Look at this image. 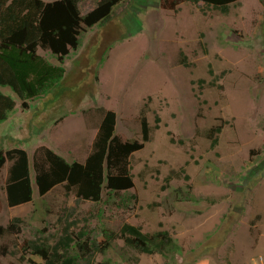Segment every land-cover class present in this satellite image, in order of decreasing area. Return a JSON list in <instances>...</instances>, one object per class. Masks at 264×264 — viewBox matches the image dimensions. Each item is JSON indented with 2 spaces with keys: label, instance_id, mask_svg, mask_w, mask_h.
Wrapping results in <instances>:
<instances>
[{
  "label": "rangeland",
  "instance_id": "obj_1",
  "mask_svg": "<svg viewBox=\"0 0 264 264\" xmlns=\"http://www.w3.org/2000/svg\"><path fill=\"white\" fill-rule=\"evenodd\" d=\"M157 3L122 0L69 54L73 84L31 100L28 109L16 96L15 111L0 124V148L28 151L34 198L8 205L7 160L0 224L20 217L21 231L0 239L2 264H44L24 249L25 240L54 243L69 223L98 243L129 223L167 230L179 246L168 256L148 254L118 236L105 253L91 250L79 264H264V4L239 0L223 12L204 2H182L177 10ZM96 6L79 0L82 15ZM106 110L116 112L123 140L142 141L141 119H148L150 140L130 157L134 187L105 188L100 201L62 185L40 195L36 149L84 162ZM215 126L221 130L212 133Z\"/></svg>",
  "mask_w": 264,
  "mask_h": 264
},
{
  "label": "trees",
  "instance_id": "obj_2",
  "mask_svg": "<svg viewBox=\"0 0 264 264\" xmlns=\"http://www.w3.org/2000/svg\"><path fill=\"white\" fill-rule=\"evenodd\" d=\"M121 1L97 0L96 8L82 15L79 0H0V124L10 119L18 99L28 109L31 100L45 96L53 89L60 91L62 86L73 84L65 66L69 54L80 47L82 36L88 28L96 24L105 25L111 20L114 6ZM238 1L159 0L157 4L165 9L177 10L182 2H204L228 12L229 6ZM260 1L264 4V0ZM40 49L48 52L55 61L40 53ZM4 88H9L15 96L5 92ZM116 124V112L106 110L84 162H69L48 146L37 148L32 163L39 194L45 195L62 185L66 192H74L82 200L100 201L105 188L119 192L134 187L130 157L150 140L149 122L144 115L141 119L142 141L123 140L116 134ZM220 130L221 126L211 129L212 133ZM7 160L12 162L5 188L8 205L17 206L33 201L28 151L22 147H12L6 151L0 148V169ZM20 221V217H15L8 225L0 224V239L7 233H20ZM72 227L70 223L66 225L54 243L25 240L24 249L40 255L44 264L88 261L91 250L105 253L118 236L127 246L148 254L168 256L171 251L179 249L167 230L144 232L139 226L126 223L119 235L109 233L103 243H98L89 234L82 238L86 233L84 228L77 231ZM75 249L81 253L74 252ZM9 264L18 263L12 261Z\"/></svg>",
  "mask_w": 264,
  "mask_h": 264
},
{
  "label": "crops",
  "instance_id": "obj_3",
  "mask_svg": "<svg viewBox=\"0 0 264 264\" xmlns=\"http://www.w3.org/2000/svg\"><path fill=\"white\" fill-rule=\"evenodd\" d=\"M10 118H11V117H10ZM6 122H7V121H6ZM6 122H4V124H6ZM1 124H2V123H1ZM4 124H3V125H4ZM1 126H2V125H1ZM5 131L8 132V131H10V130L8 129V130H5Z\"/></svg>",
  "mask_w": 264,
  "mask_h": 264
}]
</instances>
